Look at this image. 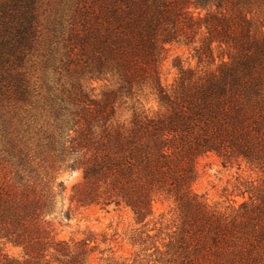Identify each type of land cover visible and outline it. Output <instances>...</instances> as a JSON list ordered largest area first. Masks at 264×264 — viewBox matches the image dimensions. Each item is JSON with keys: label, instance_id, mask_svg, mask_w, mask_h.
I'll return each mask as SVG.
<instances>
[{"label": "trees", "instance_id": "obj_1", "mask_svg": "<svg viewBox=\"0 0 264 264\" xmlns=\"http://www.w3.org/2000/svg\"><path fill=\"white\" fill-rule=\"evenodd\" d=\"M50 4L0 0V132L8 147L0 175L9 171L0 181V244L25 253L0 248V264H89L93 241L58 240L48 219L55 196L39 169L58 159L82 169L73 195L82 206H125L143 224L157 198L173 200L169 264H264V193L252 189V202L229 214L192 190L196 162L210 153L264 172V26L254 27L264 0H73L49 30L42 17ZM173 44L194 46L200 64L216 49L229 60L209 72L177 63L168 85L162 66ZM36 56L44 95L31 77ZM108 80L116 89L94 96L90 86ZM122 95L140 105L124 122L115 108Z\"/></svg>", "mask_w": 264, "mask_h": 264}, {"label": "rangeland", "instance_id": "obj_2", "mask_svg": "<svg viewBox=\"0 0 264 264\" xmlns=\"http://www.w3.org/2000/svg\"><path fill=\"white\" fill-rule=\"evenodd\" d=\"M46 1L51 4L44 11L42 23L43 28L50 30L52 21L56 16L66 15L67 12H63V10L66 11L73 0H54L59 3L58 5L52 0ZM59 6H61L60 9H58ZM192 12L196 16L201 15L202 17L207 14L205 10L192 9ZM262 26H264V14L257 13L254 27L261 28ZM49 34V37L52 38V34ZM203 41L204 36H199L196 46L201 47ZM224 55L228 61L226 49H216L215 59L205 60L200 64L194 46L188 47L181 44L168 46L167 59L162 66L163 81L168 85L175 81L178 70L174 65L177 63L209 72L219 67ZM33 62L32 81L44 95L46 89L41 90V87H44L45 79L42 61L36 56ZM50 77L52 80L53 76L50 75ZM90 88L93 89L94 96L101 98L104 93L116 89V83L113 80L96 81ZM139 97L143 103H146V108L151 109L152 113L158 112L159 106L153 97L149 99V102L141 94ZM137 99L136 95L119 96L115 104L116 119L120 122L130 120L134 111L140 107ZM32 148L34 149V146ZM7 150L8 147L0 132V159L4 157L1 153ZM38 162L40 161L38 160L36 163L38 164ZM5 167L7 168L6 165ZM196 169L198 177L192 185L193 192L209 206L219 211L231 214L238 210L243 203L252 202L250 196L252 189L264 193V172L245 161L225 164L216 154L210 153L197 160ZM8 172V169L3 171L0 181L7 180V177L5 180L3 179V175ZM39 174L44 183L50 181L49 186L54 191L53 213L48 219L53 224L56 238L68 242L91 239L93 241L91 246L97 248L91 255L89 264H169L166 261L170 260V256L165 254L164 245L169 242L177 229L178 213L173 200L165 196L157 198L153 205V215L146 223L137 224L133 212L125 206H112L103 209L101 206L95 205L82 206L73 201L74 187L83 180L82 169L69 168L68 163L58 159L54 165L43 163ZM60 184H62L61 189L58 187ZM148 233L151 235V239L147 238ZM0 248L9 257L24 258L25 256L22 248L11 244H0Z\"/></svg>", "mask_w": 264, "mask_h": 264}]
</instances>
